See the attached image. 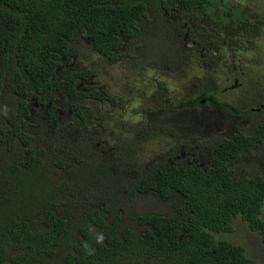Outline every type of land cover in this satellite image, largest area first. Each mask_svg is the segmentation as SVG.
Masks as SVG:
<instances>
[{"label":"trees","instance_id":"16d2710c","mask_svg":"<svg viewBox=\"0 0 264 264\" xmlns=\"http://www.w3.org/2000/svg\"><path fill=\"white\" fill-rule=\"evenodd\" d=\"M174 9L195 12L199 22H207L204 39L214 48L230 32L234 40L238 34L251 33L255 39L260 29L264 32V0H0V107L5 117L0 129V175L5 174L0 176V264H256L244 247L222 237L241 218L264 242V177L236 173L231 165L264 143V120L256 131L219 145L207 171L176 165L167 171L127 174L128 158L125 170L119 168L124 158L115 162L114 171L136 184L138 193L174 201L168 214H137L136 230L98 197V191L107 189L103 180L94 182L104 173L105 158L90 153L81 141L84 130L103 120L118 140L116 148L129 151L143 145L146 137L131 140L129 129L118 135L127 119L119 118L127 101L87 86L96 79L93 63H68L67 58L76 57L78 43L109 60L126 38L139 35L149 41L139 45L153 52L157 71L169 64L165 55L172 39L162 13ZM251 20L258 29L249 27ZM6 96L10 107L3 101ZM97 100L108 101L101 121ZM247 100L232 105L234 110L250 112ZM191 105L187 97L177 106L178 127L182 118L189 121L185 114ZM135 106L129 105L128 111ZM79 178L91 187L75 193L78 202L56 203L67 197L68 182ZM92 191L98 198L95 204L87 201ZM9 247L15 255H9Z\"/></svg>","mask_w":264,"mask_h":264},{"label":"flooded vegetation","instance_id":"af4514ba","mask_svg":"<svg viewBox=\"0 0 264 264\" xmlns=\"http://www.w3.org/2000/svg\"><path fill=\"white\" fill-rule=\"evenodd\" d=\"M162 15L167 20L163 24L164 28H167L172 34V39L168 41L169 52L167 54L171 53L169 47L173 46V42L179 41L176 46L177 51H174L171 58L167 60V62L172 61V66L162 65L157 71H154L153 52L145 45L149 44V41L139 35L126 38V43L122 44L109 60L86 44L82 47L92 54L95 60L93 64L99 62L101 65L93 70L96 74L95 81L90 79L86 83L87 86L95 85L97 90L108 91L111 96H118L120 100L123 98L127 101L125 112L119 115L121 119L127 118L125 123H122V127L126 128L133 119H143L141 123L143 127H149L152 131L159 129L164 137L171 136L168 139L170 146L168 150L165 151L160 147L159 158L150 163L147 170L141 168L142 172L167 171L176 165L191 166L207 171L212 166L216 148L219 145L241 133L247 134L256 131L258 123L264 120V32L260 29V35L255 39H251V33L249 36L245 33L238 34L241 37H237L236 40L229 38L232 36L230 32L226 35L227 39L222 42L223 45L214 48L212 43H208L204 39V35L208 32V23L199 22L195 12L174 9L169 13L164 12ZM262 22L264 25V21ZM248 25L250 28L258 29L257 24L254 25L252 20ZM162 33L163 35L167 33L166 29ZM141 41H144L145 44L139 45ZM178 47H181L180 54H185L182 64L177 63L178 58H176L177 60L173 58L179 50ZM141 53L150 60V63L138 69ZM166 57L167 55H165ZM76 58H73V63ZM67 59L69 63L70 59ZM104 59L106 62L102 61ZM173 60L175 61L174 65ZM82 65L84 64L82 63ZM107 66H109L110 74L102 72ZM190 66L193 69H200L204 73L214 74L216 72L215 80L212 78L213 75L210 78L203 76L204 79L195 77L192 81L181 84L182 86L192 85L189 87L186 85L188 88L184 90L181 85L178 87L169 83L175 78H169L170 75L165 74L166 69H171V72L174 73L190 69ZM218 70L223 73L218 74ZM186 73L184 71L183 74ZM132 74L137 77L130 84ZM123 82L126 83L123 84ZM217 82L223 86L222 93H237L239 105L245 103V98L248 97L247 103L252 104V108L248 105L251 108L250 112L241 114L237 111H242L243 108L234 110L232 105H225V107L224 102L219 101V104L213 102L214 98L211 95L219 96L221 93ZM118 83L123 85L118 87ZM159 83H162L163 88ZM211 85H216L217 89L214 87L215 89L211 88L210 90ZM123 87H125V90L122 91L124 93L120 92ZM167 93L172 95L170 99L166 97ZM158 94L160 95L157 96ZM187 97L192 98L193 102V105L186 109L185 114L190 117L189 121L185 123L190 125L191 129L188 128L189 130L182 126L178 127L175 120L177 117L181 118V109H177V106ZM90 100L88 99L86 103ZM97 103L101 107V117L98 119L101 121L104 112H106L108 101L97 100ZM131 104L136 106L128 111V106ZM252 118L258 119L255 126L249 125ZM106 130L107 127L102 120L90 130H84L83 140H81L89 150L99 149L100 157H110L109 153H111V159L114 161L116 155H112V152L117 153L118 140L113 139V134L107 135ZM146 135L147 133H141L143 138ZM261 147H264V143L255 145L250 151L234 161L241 157H256V152ZM142 166L146 167L147 164L143 163ZM156 166L158 167L156 168ZM244 171L246 170L242 169L239 172L236 170V173Z\"/></svg>","mask_w":264,"mask_h":264},{"label":"rangeland","instance_id":"374dc122","mask_svg":"<svg viewBox=\"0 0 264 264\" xmlns=\"http://www.w3.org/2000/svg\"><path fill=\"white\" fill-rule=\"evenodd\" d=\"M177 45L179 44V41L177 40V42H175ZM171 53L167 54L166 60L170 59L172 54L174 53V51H177V47L171 46L169 47ZM178 52L174 55V59L177 60L176 58H178L177 63L178 64H182L184 62V55L185 54H180V50L181 47H178ZM74 55L77 57L76 60L74 61L75 63H83L84 65H88L91 66V64L95 61L94 58H92L90 51L86 50L84 48H81L79 46L78 43H75L74 46ZM140 53V52H139ZM97 60V59H96ZM104 62V60H102ZM73 59L70 60L69 63H72ZM150 63V60L147 59L143 53L140 54V58L138 61V69L142 66H146ZM169 65L172 66V61L169 60L168 61ZM175 64V61L173 60V65ZM101 65L99 64V62H96L92 65V69H96L99 68ZM184 71H186V74H183ZM103 73L108 72L109 73V66L104 67V70L102 71ZM216 73V72H215ZM214 73V74H215ZM218 74H222L223 71L218 70L217 71ZM165 74L170 75L169 78H175L174 80H172L169 83H173L176 86L180 87L181 84L185 83V82H190L192 81L195 77L199 78V79H204L203 76L206 77H211L213 75V80H215V75L211 72H202V71H197L196 69H193L190 66V69H185L183 71H179V72H171V69H166L165 70ZM137 76H135L134 74H132L131 77V82L130 84H132ZM126 82H123V84H125ZM214 83V82H213ZM219 83V82H217ZM122 83H118V87H120L121 85H123ZM188 87L192 86L189 84H186ZM186 85H181L182 89H187L188 87ZM112 86V84H111ZM219 90L221 91L223 89V86L219 83ZM123 90H125V87L120 89V92H122ZM124 93V92H122ZM121 93V94H122ZM168 95L166 97H168L170 99V96H172L170 93H167ZM160 94H158L157 96H159ZM156 96V97H157ZM220 100L224 103L233 105V106H237L239 105L238 103V96L237 93H227L224 94L220 93L219 95ZM10 98H8L7 96L3 98V101H5L8 105L10 104ZM167 100V98H166ZM178 101L176 100V103ZM3 103V102H2ZM10 107V105H9ZM244 119V118H242ZM164 120V119H163ZM4 121H5V117H4V111L3 109L0 107V129L4 127ZM165 121V120H164ZM258 122V119L256 118H252L251 122H250V126H255L256 123ZM179 124L182 125V127L184 129H188L190 125H186L185 124V120L182 118L179 121ZM163 126V125H161ZM110 127V125H109ZM129 129V130H126ZM191 129V127L189 128ZM188 129V130H189ZM121 130H126L128 133V136L130 137L131 140H139L140 138H142L141 133L146 135V139H145V143L143 145H135L132 151H129L130 147L126 148V149H122V147L120 148H116L117 150H119V152H112V155H116L117 158H119V160L117 161L116 158H114L112 161L111 160V153H109L110 157L105 158L104 160H101V167L102 169H104V173H101L100 177H98L97 179H95L94 182H96L98 180V182L102 181V184H106L107 185V189H102L103 191H98L97 193L99 194V198L102 199V201L104 200L105 202H109L111 203L112 206V210L116 213V215H122V217L125 219V225L133 228V229H138L136 226V222H135V217L137 214L139 213H156V214H168L172 208V203H174L173 199H168V200H163L158 198L156 195L152 194V193H138L137 192V185L136 184H131L130 180L129 182L122 180V178L120 177V175H118V173H116L114 171V163L118 162L120 163V158H124V161L120 164L119 168L121 170H125L126 169V163L127 161H125L126 158H128V171H126V173H130V172H135L137 170H141V168H147L149 166L150 163H153L155 160H157L159 158V153L161 154V152L159 151V148L161 147V149H165V151L168 150V148L170 147L168 145L169 143V138L171 136H163L162 133H160L159 129L155 130L154 132L158 133L159 135H149V132H153L152 130L149 129V127H143L142 125H136V124H129L128 126L122 127V129H119L118 131ZM187 130V131H188ZM186 131V132H187ZM124 131H121L118 135H121ZM105 133L107 135L113 134L112 132L109 133V130L107 129L105 131ZM163 136V137H160ZM178 136V135H177ZM72 137L74 138L75 136L72 135ZM83 140V137L81 138ZM173 139V138H172ZM77 140V138H76ZM81 140V141H82ZM84 142V141H82ZM85 144V143H84ZM131 144V143H129ZM122 149V150H121ZM70 150V148H69ZM121 150V151H120ZM87 151V150H84ZM90 151V150H89ZM94 155H100L99 149H95L92 150ZM129 152L132 154L131 157H129ZM91 153V151H90ZM83 154V153H82ZM71 156V155H70ZM95 157V156H94ZM96 158V157H95ZM260 160H259V159ZM98 160V158H96ZM235 162V163H234ZM232 163L233 169L237 170L238 172L241 171L242 169H245L246 172L249 175H259V176H263L264 177V147H261L258 149V151L256 152V157H241L240 159L234 161ZM147 164V166H142V164ZM94 169H96L97 171L99 170V167L96 165H92ZM147 170V169H146ZM5 175L4 173H2L0 176ZM125 176L127 177V175L125 174ZM58 177V176H56ZM64 179H67V174L65 173L64 175ZM68 185L70 186V188L67 190V197H61L59 198L56 203L60 204V205H65L66 202L69 205H75V203H77L78 201L74 198L75 193H82L83 188H89L91 187V182L87 181L86 179L83 178H79V179H75L71 182H68ZM55 186H57V184H55ZM57 187L60 188V185H58ZM95 191H92L91 193H89L91 196L88 197V200L90 203L94 202L93 204H95L96 202H98V198L97 196H95ZM108 198H110V201L108 200ZM75 214L77 215V212L74 211ZM263 216H264V210H263ZM115 217V216H114ZM233 228L234 230L231 233H226L223 235L222 238L230 241L233 244H236L238 246H242L245 248L247 255L256 262V264H264V242L262 241L261 237L259 236L258 233L252 231L249 226L247 225V223H245L241 218H236L233 221ZM16 253L13 252L12 248L9 247V255H15Z\"/></svg>","mask_w":264,"mask_h":264}]
</instances>
